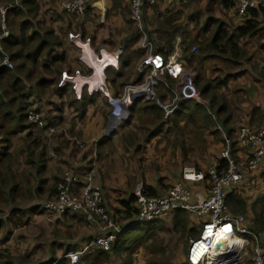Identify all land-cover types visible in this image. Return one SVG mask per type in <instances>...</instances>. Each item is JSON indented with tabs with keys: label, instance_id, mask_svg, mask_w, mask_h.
Wrapping results in <instances>:
<instances>
[{
	"label": "trees",
	"instance_id": "16d2710c",
	"mask_svg": "<svg viewBox=\"0 0 264 264\" xmlns=\"http://www.w3.org/2000/svg\"><path fill=\"white\" fill-rule=\"evenodd\" d=\"M200 2L202 3L201 6ZM12 3H14V0H0V7ZM192 3L199 4L200 7L198 10L193 7V10L185 15L189 23L193 24L192 28H181L180 19L184 14V8H191ZM144 5L143 7L146 8L147 5L150 6L151 4L145 3ZM172 5L174 10L179 8V12L161 22L159 28L163 32L159 36L161 41H159L160 48L158 47L157 51H162L160 45H162L161 42L163 40L168 43L173 34L180 33L182 45L185 49L184 57L182 58L184 66L187 68L195 67L198 58L204 63L208 61L211 65L212 63L214 64V66L209 67L212 72L207 75H205V70H202L205 65L200 68L196 66V71L198 70L196 86L207 103L185 101L171 116L166 117L162 105L171 102L174 97L167 85L171 87L176 82L168 75H165L163 77L164 82H160L156 89L159 102L145 99L136 101L129 110V118L126 122L127 125H130L134 116L137 113L141 114L140 122L142 124L145 123L147 130H149L146 141H150L152 138L163 134L164 131L171 133L172 127L175 129L179 127L180 121L187 120L197 124L200 129V137L202 136V140L206 141V133L208 135L209 133L220 134V131L217 132L215 130L220 125L226 132L225 122L231 116L227 109L230 107V100H228V96H226L224 91L221 94L219 93V88L226 86L229 80L238 77V74L228 72L227 67L236 68L249 59L242 41L255 37L260 39L264 36V5L259 4L257 7L249 8L246 14L240 17L241 23L238 26H234L229 19V12L236 6L234 0H208L206 3L202 0H172ZM187 5L188 7H186ZM153 7L157 8V4L153 5ZM217 8H219V11ZM19 13H22L24 18L21 20V27L19 32H17L12 24H14L15 16ZM38 16L39 0H21L18 7L8 10L6 14V23L11 29L10 36L0 39V235L5 232V235L10 233V225H13L15 221H21L26 213H34L38 209L44 208V203L56 197L59 192L58 186L63 182V179L59 178V174L54 175L55 177H52V180L56 183L49 184L46 172L49 163L55 159L52 151H55L57 159L60 160L69 148H80L77 141L82 142L79 136L73 134L69 125H65L66 123L61 121L60 118L56 119V116L52 113V105L54 104L60 108L62 104H67L69 109H73V106L70 105L71 101L66 98V93L69 92V89L58 87L59 80L57 76L59 67L55 63L60 60L54 56V49L59 40L57 37L50 38L41 35ZM201 19L204 20L203 23H201ZM130 22L135 24L131 18V5ZM2 33L3 30L0 28V36ZM34 40L35 43L33 42ZM26 42L34 43V45L30 48L29 53L23 57L22 47ZM22 43L23 46H21ZM194 46L198 49L196 52L192 50ZM5 54L9 56L14 65L12 69L1 65ZM133 59V56L124 55L120 62L119 58L118 64H116L119 66L120 63V67L118 69H107V78L111 79L114 84L119 81L118 79H123L125 77L124 69L128 63H132ZM220 65H223L227 71H223V66ZM38 73L39 77H37ZM215 73H218L217 76ZM213 74H215L214 78ZM138 75L139 77L131 83L136 84L143 81V75ZM34 78L36 82L32 83ZM42 91H44L43 93L48 91L53 93H50V98L44 99ZM96 95L98 94L94 96L85 94L83 99L79 101L83 106L81 112H79L80 116L85 112L87 105L94 101ZM56 96L62 102L60 101L59 103L55 99ZM31 112L38 113L41 116L43 126L29 120ZM143 115H145V119H143ZM149 126L154 129L152 130L151 128L150 130ZM48 128H54L57 131L50 134ZM233 129H228L226 132V135L232 141V153L236 155L235 151L238 149L243 150L244 154L247 155L249 150L239 146L237 136L233 138V132L235 131ZM238 130L237 128L236 133ZM16 135H26V138L29 139L26 147L11 149ZM132 135L133 137L135 136L134 133ZM48 138L51 141L50 146L45 141ZM216 138L225 148V134ZM183 144L182 142L176 147H182L184 155L187 156L188 150L185 149ZM35 149L38 150L36 156H34ZM26 155L28 156L27 158ZM24 158H26L25 162L28 166L24 168L25 171L19 173L15 165L18 164L19 160L23 161ZM222 164L224 163L222 162ZM257 171L261 172L258 177L264 184V163L255 171H247L242 184L235 188L227 198V212L231 215L249 212V204L243 197V192L254 185L255 179L258 178L255 174ZM143 191L151 196L164 194H158L146 185L143 186ZM24 199H28L29 202L34 200L33 206L20 208V201ZM104 200L103 197L104 207L114 219L123 213L125 215L121 217L126 222H129L138 213L134 194L128 200L121 202L122 210H117L113 213L107 208ZM5 204L8 209L6 208L3 211ZM259 204H261V210H258L257 205ZM251 210L254 214L253 223L248 226L246 222V226L257 236L259 243L264 246V194H261L256 199L254 205L251 206ZM174 215L175 228L177 230H181L184 233L188 232L191 237H197L200 234L194 228L189 229V220L184 214L178 212ZM14 216L18 217V219H15ZM159 220L160 218L147 221L146 223L154 226ZM123 242L125 241L121 235L112 244L110 250L95 246L81 256V264L88 259L89 254L96 255V258L99 259L102 256H108L111 251L118 252ZM48 257L49 260H42V262H36L35 264H63L65 261L64 258H58L54 250ZM13 259L11 252L8 251L4 260L11 264ZM250 261L253 263L252 260Z\"/></svg>",
	"mask_w": 264,
	"mask_h": 264
},
{
	"label": "crops",
	"instance_id": "0c3cea01",
	"mask_svg": "<svg viewBox=\"0 0 264 264\" xmlns=\"http://www.w3.org/2000/svg\"><path fill=\"white\" fill-rule=\"evenodd\" d=\"M61 1L62 0H39L38 16V25L40 27L41 35L50 38L57 37L59 40V43L54 49V56L60 60L55 63L59 67L57 76L58 80H60V74L63 70L73 71L75 69L83 68V64L79 61V49L68 39L69 33H81L85 38H91L92 45L97 50L101 48H106L110 52L118 49L121 50L120 62L124 55L133 56L134 59L132 60V63H128L124 69L125 77L123 79H118L119 81H116L117 83L114 84L111 79L107 78L109 93L113 96L118 95L125 85L130 84L139 77L137 67L142 58L146 55V50L142 46L144 35L141 32H138L134 23L130 22V0H90L87 4V13L85 17L62 10L59 5ZM202 1L206 3L208 0ZM234 1L236 2V6L229 12V19L234 26H238L241 23V16L238 13L239 0ZM256 1L258 4L264 5V0ZM145 3L151 4L150 6L147 5L146 8L143 7L145 35L155 44L157 49L159 47V41H161L159 40V36L161 32H163L160 31L159 28L161 22L167 17L179 12V8L176 10L173 9L172 0H146ZM155 4H157V8L153 7ZM187 9L189 10V8ZM187 9L184 8V14L180 19L181 28H192L193 25L189 23L185 16L188 11ZM217 10L219 11V8H217ZM203 21L204 20L201 19V23H203ZM161 43L162 45L160 46L162 51L160 53L163 55L169 56L172 52L178 49L181 58L184 57L185 49L182 45V36L180 33L173 34L168 43L164 40ZM242 43L247 50L248 61H245L236 68L233 67L231 69L230 67H227L226 69L228 72L238 74V77L229 80L226 86H221L219 88L220 91L218 90L220 94L224 91L226 96H228V100H230V107L227 109L231 113V116L225 122V126L226 132L228 129L234 128L233 130L235 131L233 132V138L237 136V128L239 129L243 124L255 128H264V36L260 39L256 37L245 39ZM195 47L196 46H194L193 49ZM116 63L118 64V62ZM116 63L109 68L118 69L120 63L119 66ZM211 66H214V64L212 63L211 65L210 62L205 61V67L202 69L205 70V75L212 72L211 69H209ZM191 69L195 70L198 78L196 67H192ZM226 69L223 66V71H227ZM218 73H215L216 76ZM215 74H213V78L215 77ZM66 94V98L68 101H71L70 105L73 106V109H69V105L67 104H62L61 108L54 104L52 105V113L56 116V119L60 118L61 121L66 123L65 125L70 126L73 134L81 138L83 145L79 146L80 148H69L65 151L64 156L60 160L57 159V154L54 153L55 151L53 152L51 150L55 159L47 166L46 173L48 175L49 184L56 183L52 180V177H55L54 175L59 174V178L63 180L71 175L74 178L72 191L75 195H79L86 183L87 175L92 173L93 182L101 189L107 208L112 213L117 210H122L123 207L121 202L128 200L129 197L134 194V191L129 187L130 183L127 180H121L118 185L124 189L119 190L120 192L117 193L118 197L115 196L116 191H113L112 188H110L111 184H109L104 177L105 171L103 163L101 165L100 161L104 152L100 151L102 148L104 150V146L107 147L112 144L111 141H114L115 139L113 134L124 125L126 126V128L124 127L125 130H128V127H130L129 136H133L132 129L134 127V121L137 119L140 120L142 116L137 113L130 125H127L126 121L129 118L128 115L127 118L121 120L120 124L115 126V120L110 114L109 100L104 94L100 93L96 95L92 103L87 105L85 112L80 116L79 112H81L83 107L81 102H79L80 100L75 99L71 92H67ZM55 99H57L59 103L60 101L62 102L57 96ZM72 110L76 112H73ZM143 119H145V115H143ZM215 130L217 132L220 131V134L209 133L208 135L206 133V141L203 140V143L201 144L202 146H200L202 147L201 151H198L200 155H198L199 153L197 154L196 149L192 148L193 146L188 147L183 145L185 149L188 150V154L185 156L182 150L183 148L176 147L173 142L171 145L167 146V149L165 150L167 154L161 155L163 160H166V164L159 162L157 164V169H152L151 171L142 170L144 168H142L139 163L140 158L132 157L135 155V152L139 151L140 145L138 138L132 140L134 147L128 146H133L130 143L126 146L128 155H131L133 158H131V161L135 159L134 163H132L135 167L132 169H135V171H133L131 176L137 177V180L145 179L146 186L151 187L158 194H165L174 184L181 180L182 169L185 165L193 164L199 170L207 171L210 166L218 162L220 159V153L224 147L216 137H219L222 134H225V137L228 136L221 125ZM135 131L138 134L140 132H149L146 126H144L142 131L140 128H137ZM159 137L160 136H156L154 139ZM125 143H127V141H125ZM148 146L149 144H147V147ZM235 153L236 157L240 159L245 156L243 150L237 149ZM161 156H159V158ZM150 167L152 168V166ZM260 173V171L255 172L257 177ZM255 183L253 186H250L251 188L246 189L243 194L249 193V190L255 192V194L260 192V194H258L259 196L264 194V184L259 177L255 179ZM192 189L196 192H200L202 195H207L210 185L208 181H205L192 186ZM117 201H119V203ZM178 212L185 214V212L182 211ZM178 212L165 215L162 218H166L167 216L174 215ZM33 214H35V216H43L41 222L44 223L42 226L44 227L45 232L46 228L52 226L57 230H66L64 233L71 236L66 244L57 242L55 238L52 239L53 243L58 244L57 248L54 250L58 258H63V246L64 249H66V256L71 251L82 250L86 245L92 243L99 233L95 228L89 227L84 218L78 213H67L64 214L62 218L58 219V216L52 212L40 208ZM124 215L125 214L121 213L116 219L118 220L119 218H122L121 216L124 217ZM190 216L193 217L192 215ZM195 218L199 223L201 218L198 216H195ZM41 219H39V221ZM14 233H12L9 238L7 237V240L5 241L12 243ZM51 235L54 237V234ZM46 236L51 239V236L47 233ZM10 238L12 240H10ZM45 255L44 260H49L48 256L50 255V251L48 250ZM91 257L93 256L89 254L88 259ZM186 261L188 263L187 254ZM64 263L65 261L63 264ZM2 264L5 263L2 261ZM6 264H8L7 261ZM11 264L17 263L12 262Z\"/></svg>",
	"mask_w": 264,
	"mask_h": 264
},
{
	"label": "built area",
	"instance_id": "2783aa9c",
	"mask_svg": "<svg viewBox=\"0 0 264 264\" xmlns=\"http://www.w3.org/2000/svg\"><path fill=\"white\" fill-rule=\"evenodd\" d=\"M20 1L14 0L12 4L0 7L3 28L0 39L10 36V30L6 24V14L8 10L18 7ZM89 1L62 0L59 5L62 10L68 13L85 17ZM145 1L130 0L131 18L135 22L138 32L144 35L142 46L146 50V55L137 67L138 73L143 75V81L125 85L116 96L111 95L108 91L106 70L118 61L122 51L118 49L110 52L106 48L97 50L93 47L91 38H85L81 33L68 34V39L79 49V61L83 64V68L73 71L63 70L60 74L58 87L68 88L77 100H82L85 94L88 96L104 94L109 100L110 114L115 120V126L127 118L130 108L137 100L158 101L156 89L160 82H164L165 75L176 82L171 87L166 84L174 95L171 102L162 105L166 117L171 116L185 101L206 103L196 86L197 74L195 70L184 66L179 50L176 49L169 56H165L157 51L155 44L145 35L143 22ZM238 4L240 16L245 15L249 8L259 5L256 0H239ZM193 51L196 52L197 48L195 47ZM1 65L11 69L14 67L7 54H5ZM29 120L43 126L38 113L31 112ZM48 131L52 134L57 130L48 128ZM237 140L241 148L249 150L247 155L241 159L236 157L232 153V141L226 137V146L220 153L217 163L210 166L207 171H201L193 164L185 165L182 169L181 180L163 195L145 194L144 185L141 184L134 193L138 213L126 224H120L104 207L101 189L94 184L92 173L87 175L86 183L79 195H75L72 191L73 176L66 177L59 184V192L56 197L44 203V209L58 216V219L67 213H78L89 227H93L99 232L94 241L82 250L69 252L67 264H81V256L92 247L99 246L110 250L112 244L125 231L140 223L162 218L178 211L191 213L201 218L200 234L190 241L187 250L189 264H213L214 259L219 261L231 254L241 256L235 261V264H239L249 246L248 241L241 236L245 233L252 235L255 240L251 258L253 264H264V246L259 243L257 236L247 228L246 218L243 215H230L227 213L226 205L229 194L242 184L245 173L255 171L264 163V128L243 124L237 132ZM77 144L82 146L83 142L77 141ZM205 180H208L210 185L207 195H202L192 189L193 184ZM233 237L238 238V241L241 242L238 252L229 242L217 247L219 239L229 240ZM6 243V241H0V264H2L1 253L6 247Z\"/></svg>",
	"mask_w": 264,
	"mask_h": 264
},
{
	"label": "rangeland",
	"instance_id": "374dc122",
	"mask_svg": "<svg viewBox=\"0 0 264 264\" xmlns=\"http://www.w3.org/2000/svg\"><path fill=\"white\" fill-rule=\"evenodd\" d=\"M201 5L202 3L200 2V6ZM186 7H188V5ZM193 7L195 10H198V8H200L199 4L192 3L189 10L186 8L188 10L187 12H191L193 10ZM23 18L24 15L22 13H19L15 16V21L12 26L17 32H19V29L21 27V20ZM7 26L9 27L8 29L11 33L10 26ZM0 28L1 30H3L1 18ZM33 42L35 43V40ZM34 43L26 42L24 46L23 43L21 44V46H23V57L29 53V50L33 47ZM196 65L198 67H201L202 65H205V63L200 58H198L196 61ZM39 76L40 75L38 73L37 77ZM36 79L34 78L32 83L36 82ZM43 92L44 91H42V97L44 99L50 98V93H53L52 91H48L45 93ZM11 124H13V122H11ZM133 126L134 127L132 129V132L135 134L134 137L129 136L130 127H128V130H125L124 127L126 128V126L124 125L115 132L116 135L113 134L115 136V139L114 141H111L112 144L108 145L107 147L104 146V150L102 148V150L100 151L104 152L100 160L101 165L103 163V168L105 171L104 177L106 181L111 184L110 188H112L113 191H116V197H118L117 193L120 192L119 190L124 189L121 188L120 185H118L121 180H127L130 183L129 187L132 188L134 193L141 184L145 185V179L137 180V177L131 176L133 171H135V169H132L135 168L132 164L134 163L135 159L131 161L132 157L140 158L139 163L141 164V167L144 168L142 170L151 171L152 169H157V164L159 162L166 164V160H163V157L161 155L167 154L165 150L167 149V146L171 145V143L173 142L176 144V146L182 142L184 143L183 145H186L188 147L193 146L192 148L197 150V154L199 153L198 151H201L202 148L200 146H202L201 144L203 143V140L201 138L202 136L200 137L199 135V127H197L196 123L194 124L193 122L187 120L180 121L179 127H176L175 129L172 127L171 133H167L164 131L163 134L159 135V138H152L150 141H146L148 132H140L141 134H138L135 131L137 128H140V130L142 131L144 129L143 126H145V123L142 124V122L137 119L136 121H134ZM134 138L139 139L140 145L139 151L135 152V155L131 157V155H128L126 146L128 143H130L133 146H128L134 147V144L132 142ZM14 139L15 142L12 145V150L15 147H18V149L26 147L29 142V139L26 138V135H16ZM45 141L48 143V146L51 145V141L49 138L47 140L45 139ZM125 141H127V143H125ZM147 144H149L148 147ZM37 154L38 150L35 149L34 156H36ZM198 155H200V153ZM159 156L161 157L159 158ZM27 157L28 156L26 155V158ZM26 158H24L23 161L19 160L18 164L15 165L19 173L25 171L24 168L28 166V164L25 162ZM150 166H152V168ZM46 176L48 177L47 174ZM194 185L196 184H193L192 186ZM258 194H260V192ZM258 194H255V192H251L250 190L249 193L243 194V197L249 204V212L239 215H243L246 218L248 226H251L253 223L254 214L251 210V206L254 205L256 199L260 197ZM117 202L119 203V201ZM33 203L34 200L29 202L28 199H24L20 201V208H28L30 206H33ZM257 207L258 210H261V204L257 205ZM6 208L8 209L7 205L5 204L2 210L5 211ZM35 214H25L22 217L23 219L21 221H15V223L11 225V233L5 235V232L4 234L0 235V241L4 242L5 240H7V237L9 238L10 235L16 230L13 236V242H7L6 247L1 253V260L3 261V263L6 264L7 259L4 260V258L7 256L8 251L11 252L12 256L14 257L13 262H16L17 264H35L36 262H42V260H44L46 256L45 254H47V251L49 250L51 253L52 250H55L58 246L57 243L52 242V239L55 238L57 242L66 244V242L71 238L70 235L64 233L66 230H57L52 226L46 228L45 232L44 227L42 226L44 223L41 222V218H43V216H35ZM184 215L189 220V229L194 228V230L200 232V222L198 223L195 215L187 212H185ZM190 215H192L193 217H191ZM174 216L175 215H171L167 216L166 218H162L157 221L154 226L146 222L140 223L137 227L130 229L129 231H126L124 234H122L125 242H123L124 245H120V250L118 252L111 251L108 256H102L99 259L96 258V255H92L93 257L84 260L83 264H188L186 261V254L190 241L194 239L195 236L191 237L188 232L184 233L181 230H177L175 228ZM233 216L237 215L234 214ZM14 218L18 219V217L16 216H14ZM39 219L41 220L39 221ZM123 219L124 218H119L118 222L120 224H126L127 222ZM46 233L51 236V239L47 238ZM51 234H54V237ZM241 236H243L248 241L249 246L245 251L242 262L240 261V263H238L249 264L251 263L250 260L252 258L255 240L252 235L247 233L241 234ZM10 240L12 239L10 238ZM237 247L239 248V243ZM62 251V257L65 259V263H67L68 258L67 255L65 256L66 249H64V246ZM234 263L235 262H233L232 264Z\"/></svg>",
	"mask_w": 264,
	"mask_h": 264
},
{
	"label": "bare ground",
	"instance_id": "6f19581e",
	"mask_svg": "<svg viewBox=\"0 0 264 264\" xmlns=\"http://www.w3.org/2000/svg\"><path fill=\"white\" fill-rule=\"evenodd\" d=\"M227 242L231 243L232 246L235 248V250H237V252H238V247L237 246H238V243H239V246H240L241 242L238 241V238H236V237H233V238H231L229 240H220L219 239L217 241V243H218L217 247L220 246V245H223V244H227ZM240 257L241 256H237L236 254H231V256H227L225 258H222L219 261H217L218 259H214L213 264H232L233 262H235Z\"/></svg>",
	"mask_w": 264,
	"mask_h": 264
},
{
	"label": "water",
	"instance_id": "95a60500",
	"mask_svg": "<svg viewBox=\"0 0 264 264\" xmlns=\"http://www.w3.org/2000/svg\"><path fill=\"white\" fill-rule=\"evenodd\" d=\"M128 115H129V112H128Z\"/></svg>",
	"mask_w": 264,
	"mask_h": 264
}]
</instances>
